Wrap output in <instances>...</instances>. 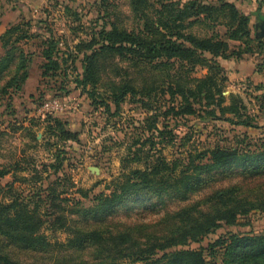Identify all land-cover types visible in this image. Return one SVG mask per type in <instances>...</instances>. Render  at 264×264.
I'll return each mask as SVG.
<instances>
[{
	"label": "trees",
	"instance_id": "obj_1",
	"mask_svg": "<svg viewBox=\"0 0 264 264\" xmlns=\"http://www.w3.org/2000/svg\"><path fill=\"white\" fill-rule=\"evenodd\" d=\"M130 8L136 28L130 31L120 21L110 20L88 40L80 41L67 58L53 32L44 33L32 22L18 23L0 37L4 50L0 99L22 91L28 80L30 61L20 44L41 38L44 78L56 77L71 59L82 66L76 84L93 107L110 114L113 105V116H118L130 99L150 114L145 119L149 136L143 132L128 148L112 193L96 196L89 207L78 202L69 208V200L62 199L66 192L58 188L63 182L66 152L58 150L52 166L55 182L44 190L45 198L36 192L28 201L16 196L10 204L0 205V247L48 252L53 245L41 234L48 223L54 231L70 236L64 244L55 243V250L77 256L84 264H264V235L251 232H230L208 251L191 249L224 226L236 228L240 218L254 211L264 214V143L243 132L235 137L236 148L202 147L201 152L187 153L185 161L168 162L163 151L177 145L176 136L168 126L159 128L161 117L174 121L196 118L205 129L211 122L256 128L246 101L235 94L224 96L228 77L219 63L241 60L264 47L252 38L250 16L233 0H130ZM202 26L212 31L211 36L191 32ZM230 43L240 45L231 50ZM118 58L141 78L146 77L136 80L128 69L119 70L123 74L119 73V82L116 78L111 83L106 98L98 92L102 73ZM196 67L207 70V75L191 79ZM166 96L170 105L162 112L159 103ZM54 125L50 129L55 147L79 142V134L67 130L62 121L55 119ZM140 164L144 169H131ZM7 175L0 166V181ZM235 180L241 184L219 187ZM253 182L258 184L251 187ZM3 194L0 186V196ZM42 209L53 222L44 219ZM121 214L125 220L117 219ZM6 250L0 249V264H21Z\"/></svg>",
	"mask_w": 264,
	"mask_h": 264
},
{
	"label": "rangeland",
	"instance_id": "obj_2",
	"mask_svg": "<svg viewBox=\"0 0 264 264\" xmlns=\"http://www.w3.org/2000/svg\"><path fill=\"white\" fill-rule=\"evenodd\" d=\"M242 9L245 10L243 7ZM78 16L80 21H76ZM110 20L120 21L130 31L136 28L130 0H106L104 3L102 0H0V37L18 23L32 22L39 25L44 33H48V30L53 32L59 43L58 48L65 58L68 54H73L80 41L88 40L93 31L111 22ZM193 30L191 32L198 36L209 37L212 34L210 29L203 26ZM217 31L225 33L223 28H217ZM35 32L36 28L33 29V33ZM42 44L41 38L20 44L30 61L28 80L22 91L0 99V166L8 172L0 181V186L4 189V194L0 196V205L10 204L16 196H23L28 201L30 194L36 192H41V197L45 198L44 190L55 182V170L52 166H55L56 153L60 150L66 152L61 172L63 182L58 188V191L66 192L62 199L69 200V208L78 202L89 207L96 196L112 193L115 183L121 178V160L127 155L128 148L143 132L149 136L145 129V119L150 114L130 99L122 105L118 116H113V105L110 114L105 113L104 108L93 107L87 94L76 84L78 76L83 73L82 66L80 63L74 64L71 59L56 73V77L44 78L42 74L46 61L42 56ZM230 47L235 50L237 46L230 43ZM3 54L0 41V56ZM219 63L228 77L224 96H241L246 101L249 114L254 118L256 128L247 130L223 122H211L205 129L196 118L174 121L172 118L161 117L159 128L168 126V131H173L177 142L176 146H167L163 151L168 162L185 161L187 153L201 152L202 147L236 148L238 146L235 137L243 132H248L251 139H260L264 143V95L260 93L258 95H261L262 99L258 97L254 100L257 93H252L251 89L238 87L234 90L229 81V61L220 60ZM127 69L136 80L141 78L136 69L130 68L128 63L120 62L118 58L106 66L102 73L99 94L107 98L111 83L120 72L123 74L119 70ZM62 71H65L67 77ZM206 75L207 70L196 67L190 77L194 80L202 79ZM144 77L146 76H142ZM116 80L119 82L120 79ZM53 100L66 102L68 109L64 112L45 110L44 106ZM169 105V96L160 99L162 112H165ZM55 119L66 124L67 130L79 134V142H70L63 145V148L55 147V137L50 129V126H55ZM188 138H191L190 143L186 142ZM182 144L186 145L181 148ZM256 149L254 147L253 151ZM91 168H98L99 174L91 172ZM131 169H144V164L133 165ZM236 184H241L240 180L226 182L219 187ZM257 184L258 182H253L250 185L254 187ZM10 187H13L12 192ZM81 191L89 197L84 198ZM170 207L175 209L176 205ZM41 214L46 221H54L53 217L45 215L43 209ZM117 219L125 220L126 216L121 214ZM135 221L136 218L132 219V222ZM237 224L236 228L222 227L215 234L204 238L201 243L192 244L191 249L203 248L208 251L211 244L221 237L225 238L230 232L264 235V214L258 211L240 218ZM41 234L53 245L48 252L32 253L21 251L14 246L8 249L6 245L0 249H7L6 253L21 264H62L60 261L63 259L65 262L70 260L69 264L85 263L77 256L66 255V251L55 250V243L67 242L70 237L67 233L54 231L50 224L46 223Z\"/></svg>",
	"mask_w": 264,
	"mask_h": 264
},
{
	"label": "crops",
	"instance_id": "obj_3",
	"mask_svg": "<svg viewBox=\"0 0 264 264\" xmlns=\"http://www.w3.org/2000/svg\"><path fill=\"white\" fill-rule=\"evenodd\" d=\"M236 2L238 8L250 16V25L252 29V38L260 41L264 45V38L258 39L256 34L259 30L257 26L264 21V0H233ZM245 8L244 9H242ZM235 46L240 43H234ZM229 66H231L230 82L234 90L236 88L244 87L253 93H257V96L253 98L256 100L258 97L262 99L261 95H264V47L253 55H247L241 60L231 59ZM231 87V88H232ZM250 92V93H251Z\"/></svg>",
	"mask_w": 264,
	"mask_h": 264
},
{
	"label": "built area",
	"instance_id": "obj_4",
	"mask_svg": "<svg viewBox=\"0 0 264 264\" xmlns=\"http://www.w3.org/2000/svg\"><path fill=\"white\" fill-rule=\"evenodd\" d=\"M45 110L53 111V112H64L68 109V104L66 102H61L58 100H53L48 102L44 106Z\"/></svg>",
	"mask_w": 264,
	"mask_h": 264
},
{
	"label": "water",
	"instance_id": "obj_5",
	"mask_svg": "<svg viewBox=\"0 0 264 264\" xmlns=\"http://www.w3.org/2000/svg\"><path fill=\"white\" fill-rule=\"evenodd\" d=\"M257 29L259 30V32L258 34H256V37L258 39H263L264 38V21L257 26ZM90 170L91 172H94L95 174H99L100 172L98 168H91Z\"/></svg>",
	"mask_w": 264,
	"mask_h": 264
}]
</instances>
